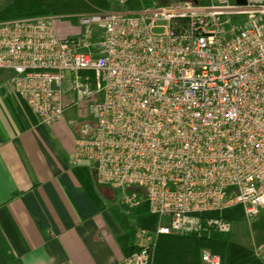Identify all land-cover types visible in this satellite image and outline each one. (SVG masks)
Returning <instances> with one entry per match:
<instances>
[{"label": "built area", "instance_id": "built-area-1", "mask_svg": "<svg viewBox=\"0 0 264 264\" xmlns=\"http://www.w3.org/2000/svg\"><path fill=\"white\" fill-rule=\"evenodd\" d=\"M206 2L79 13L72 35L53 15L0 20V69L40 122L77 109L72 162L157 216L126 264H153L158 235L227 232L225 209H264V0Z\"/></svg>", "mask_w": 264, "mask_h": 264}, {"label": "crops", "instance_id": "crops-1", "mask_svg": "<svg viewBox=\"0 0 264 264\" xmlns=\"http://www.w3.org/2000/svg\"><path fill=\"white\" fill-rule=\"evenodd\" d=\"M110 1L118 12L138 10ZM10 74L0 69V264H126L142 240L135 231L126 241L109 185L98 183L85 162H72L77 132L70 108L63 119L41 123ZM235 242L264 259V239Z\"/></svg>", "mask_w": 264, "mask_h": 264}, {"label": "trees", "instance_id": "trees-1", "mask_svg": "<svg viewBox=\"0 0 264 264\" xmlns=\"http://www.w3.org/2000/svg\"><path fill=\"white\" fill-rule=\"evenodd\" d=\"M152 1L124 0L121 6L124 10H135L151 6ZM110 7V0H10L0 9V20L37 15L64 18L79 13L108 10ZM241 212V206H235L225 209L221 215L224 219H232ZM115 213L124 228V236L128 243L134 237L137 227L153 231L157 226V216L149 211L145 200L134 207H129L127 211L116 209ZM203 247L218 254L221 264H264V259L254 249L232 241L228 232L217 230L199 235L195 233L158 235L153 264H200L199 253Z\"/></svg>", "mask_w": 264, "mask_h": 264}, {"label": "rangeland", "instance_id": "rangeland-1", "mask_svg": "<svg viewBox=\"0 0 264 264\" xmlns=\"http://www.w3.org/2000/svg\"><path fill=\"white\" fill-rule=\"evenodd\" d=\"M171 2H174V0H169L167 2L161 0L159 4L164 5L166 3H171ZM5 5H6L5 0H0V9L3 8V6ZM119 9H121L119 4H116L115 1H111V7L108 10L118 12ZM260 23L264 24V15L260 17ZM55 26L58 33H60V30L66 33V34L60 33L62 35L76 34L81 30V27L78 25L76 15L75 16L69 15L64 18L57 17L55 19ZM159 29L160 28L156 30ZM67 112L72 115L74 120H77L79 118V115L77 114V109L75 107H71ZM106 188H108L109 194L112 195V197H115L114 200H112L113 203L119 206V208H121L122 210L127 211L129 207L121 202V196L125 193L130 194L131 191L134 190L133 187H127L125 189H122V188H112L110 186H106ZM227 220L230 222V229L227 232L229 234V238L232 241L243 242L245 240L255 241V240L264 239V209L255 212L253 215H246L242 210L239 216H233L232 219H227ZM142 243L143 242L140 241V244Z\"/></svg>", "mask_w": 264, "mask_h": 264}, {"label": "water", "instance_id": "water-1", "mask_svg": "<svg viewBox=\"0 0 264 264\" xmlns=\"http://www.w3.org/2000/svg\"><path fill=\"white\" fill-rule=\"evenodd\" d=\"M238 2H243L244 0H237Z\"/></svg>", "mask_w": 264, "mask_h": 264}]
</instances>
